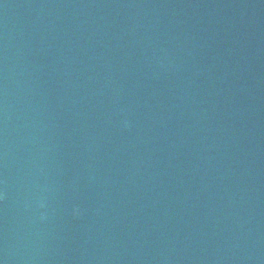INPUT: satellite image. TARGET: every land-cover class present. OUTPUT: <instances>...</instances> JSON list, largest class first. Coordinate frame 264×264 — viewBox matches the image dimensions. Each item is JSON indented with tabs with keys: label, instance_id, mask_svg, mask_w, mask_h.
I'll return each instance as SVG.
<instances>
[{
	"label": "water",
	"instance_id": "water-1",
	"mask_svg": "<svg viewBox=\"0 0 264 264\" xmlns=\"http://www.w3.org/2000/svg\"><path fill=\"white\" fill-rule=\"evenodd\" d=\"M0 264H264V0H0Z\"/></svg>",
	"mask_w": 264,
	"mask_h": 264
}]
</instances>
